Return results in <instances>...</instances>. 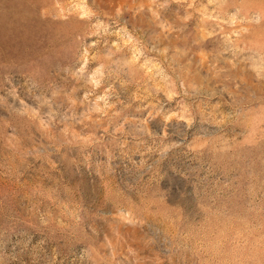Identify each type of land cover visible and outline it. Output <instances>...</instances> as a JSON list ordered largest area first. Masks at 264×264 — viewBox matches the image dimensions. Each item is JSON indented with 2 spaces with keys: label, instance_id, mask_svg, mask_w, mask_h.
<instances>
[{
  "label": "rangeland",
  "instance_id": "rangeland-1",
  "mask_svg": "<svg viewBox=\"0 0 264 264\" xmlns=\"http://www.w3.org/2000/svg\"><path fill=\"white\" fill-rule=\"evenodd\" d=\"M0 264H264V0H0Z\"/></svg>",
  "mask_w": 264,
  "mask_h": 264
}]
</instances>
